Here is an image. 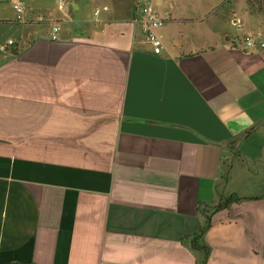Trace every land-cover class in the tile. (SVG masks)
Wrapping results in <instances>:
<instances>
[{
  "label": "crops",
  "instance_id": "crops-1",
  "mask_svg": "<svg viewBox=\"0 0 264 264\" xmlns=\"http://www.w3.org/2000/svg\"><path fill=\"white\" fill-rule=\"evenodd\" d=\"M40 1L0 17V264H264L263 12L162 3L157 54Z\"/></svg>",
  "mask_w": 264,
  "mask_h": 264
},
{
  "label": "rangeland",
  "instance_id": "rangeland-1",
  "mask_svg": "<svg viewBox=\"0 0 264 264\" xmlns=\"http://www.w3.org/2000/svg\"><path fill=\"white\" fill-rule=\"evenodd\" d=\"M21 2L27 1V0H20ZM32 3H38L41 2L40 0H29ZM141 2L142 4H150L153 7L160 9L161 4L166 5H172L174 0H66L67 4L63 8L62 11L58 10V4L59 1L55 5V9L51 7V9L54 10L56 15L58 16L61 14V12H70L76 19V21H80L82 23L88 24V21L94 17L95 10L99 9L100 11H103L104 5H113V3H116L118 7L121 9H125L127 5L131 6L136 10L137 3ZM177 1V4L180 6H186L187 8H207L210 4L212 5H218L220 14L225 10L230 8V6L234 7H243L246 6V0H175ZM128 2V4H126ZM43 3V2H42ZM129 6V7H130ZM32 8V12H34ZM44 11V10H43ZM16 12L13 8V5L11 3V0H0V17L3 14H11ZM215 20L214 17H210L209 21H207V24H213V21ZM73 24H77V22H73Z\"/></svg>",
  "mask_w": 264,
  "mask_h": 264
},
{
  "label": "built area",
  "instance_id": "built-area-1",
  "mask_svg": "<svg viewBox=\"0 0 264 264\" xmlns=\"http://www.w3.org/2000/svg\"><path fill=\"white\" fill-rule=\"evenodd\" d=\"M14 10L21 14L23 12V4L20 0H11ZM64 2L62 0L61 6ZM104 10H108V7H104ZM99 11H96L98 14ZM132 22L135 25H139L142 29V32L146 36V41L153 47V51L157 54L161 53L163 50L162 41L155 34V29L162 26L165 22L159 12L150 4H142L140 1L137 3L136 15L133 17ZM59 31V26H54L52 39H57V32ZM246 44L249 47H254L255 42L252 37H247L245 40ZM14 41L12 39L7 40L6 42H0V52L7 51L8 47L13 45ZM264 46V43H262Z\"/></svg>",
  "mask_w": 264,
  "mask_h": 264
},
{
  "label": "trees",
  "instance_id": "trees-1",
  "mask_svg": "<svg viewBox=\"0 0 264 264\" xmlns=\"http://www.w3.org/2000/svg\"><path fill=\"white\" fill-rule=\"evenodd\" d=\"M246 1H247V4H248L250 9L261 11L264 14V0H246ZM230 201H232V200H230ZM201 233H202V231H200V234ZM12 264H23V263L15 262V263H12Z\"/></svg>",
  "mask_w": 264,
  "mask_h": 264
},
{
  "label": "water",
  "instance_id": "water-1",
  "mask_svg": "<svg viewBox=\"0 0 264 264\" xmlns=\"http://www.w3.org/2000/svg\"><path fill=\"white\" fill-rule=\"evenodd\" d=\"M86 34V29L83 25H78L75 27V35L76 36H83ZM185 242L187 243V240H185Z\"/></svg>",
  "mask_w": 264,
  "mask_h": 264
}]
</instances>
